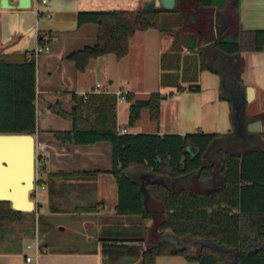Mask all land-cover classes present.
<instances>
[{
	"label": "trees",
	"instance_id": "16d2710c",
	"mask_svg": "<svg viewBox=\"0 0 264 264\" xmlns=\"http://www.w3.org/2000/svg\"><path fill=\"white\" fill-rule=\"evenodd\" d=\"M200 4L204 9L199 8ZM239 7L240 0H177L173 9L81 10L78 24L95 23L96 41L71 51L67 58L81 70L100 55L114 53L122 58L129 52L130 37L137 30L158 27L174 35L171 48L161 56L162 68L196 71V77L188 79V86L177 80L166 82L163 76L161 84L176 87L177 91H199L200 74H197L210 69L221 75L223 93L232 101L231 90L245 88L239 76L243 69L240 53L264 51V29L242 28ZM179 9L180 13L175 12ZM169 10L168 15H162ZM214 12L227 16L230 24L216 27ZM196 20H204L208 29ZM170 21L173 23L165 30ZM232 24L238 25V29L227 31ZM38 40L46 43L42 32ZM184 51L187 53L181 59ZM125 97L130 101L129 126L136 124L143 109L149 110L152 120H159L160 92L135 98L129 91ZM36 99L34 50L0 52V133H35ZM117 100L118 94L112 92L92 93L86 100H77L68 114L73 127L54 131L63 143L109 141L113 160L110 171L119 190L118 213L153 219L151 235H156L157 240H149L147 226L133 228L130 236L104 238L103 264L120 263L126 252L128 256H139V264H151L163 254H182L199 264H220L224 260L220 246L233 250L235 264H264V147L260 146L264 132L257 135L255 144L249 143L236 128L223 133L121 132L117 126ZM51 108L57 111L55 103ZM143 174H148L149 179L143 178ZM65 175L68 174L65 172ZM46 176L45 181L39 182L48 185L52 206L51 191L57 172H47ZM177 181L181 183L174 187ZM37 211L15 209L10 200L0 199V240L14 245L18 239L28 236L18 235L12 225L35 221ZM167 233L178 242L208 239L215 244H204L197 255H192L189 247H175L173 241L167 240L164 237ZM137 242L145 246L137 250Z\"/></svg>",
	"mask_w": 264,
	"mask_h": 264
},
{
	"label": "crops",
	"instance_id": "0c3cea01",
	"mask_svg": "<svg viewBox=\"0 0 264 264\" xmlns=\"http://www.w3.org/2000/svg\"><path fill=\"white\" fill-rule=\"evenodd\" d=\"M143 0H49L47 4L32 1L30 8H2L0 6V52L20 53L25 50H34L39 43V34L42 32L49 44V50L41 53L37 59V99L42 100L47 107L55 103L57 111V125L61 127L42 128L53 134V142L40 140L49 158H45L44 175L40 179L46 180L47 172H57L53 179L52 206L48 185L41 191L46 194L47 202H39L42 226L41 240L39 238L18 239L16 244L0 247V264H103L101 237L103 228L113 226L122 214L117 211L119 196L118 184L110 171L113 166L112 145L109 141H99L88 144L63 143L54 135L55 130L71 129L73 121L68 115L77 100L87 99L84 96L100 92H133L135 98H146L151 92H167L161 100V115L158 121L152 120L150 113L141 127L143 111L140 119L134 126L128 125L130 101L125 103L126 97L117 100V126L133 132H177L187 133L202 130L204 132H228L234 127L233 101L225 97L222 88L221 75L210 69L200 72L199 91L188 89L175 91L168 96V88L160 84L153 89H146L145 97H139V90L113 88L115 78L126 76L130 84L135 82L133 70L136 61L147 60L149 49L157 45L158 58L164 51L169 50L174 41V35L169 32H153L150 27L146 30H137L129 40V52L122 58L114 53H108L93 58L84 70L79 69L67 55L85 45H92L96 41L97 25L87 23L79 25L78 12L81 10H137L142 8ZM38 9V10H37ZM240 26L247 30L264 29V0H240ZM230 24V22L228 23ZM158 41V42H157ZM159 45V46H158ZM245 58V70L249 72L250 64L256 59L264 68V51L245 50L241 52ZM45 60V72L39 77V58ZM94 63L96 78L99 71L105 66L108 71L110 84L101 83L98 79L86 84L88 69ZM139 65L137 70L139 69ZM120 70L122 74L119 75ZM141 70V69H140ZM162 70V69H161ZM138 77V75H136ZM254 77H246L244 83L253 87V91H240L245 100L255 99L259 92L254 83ZM97 82L102 84L99 92H90ZM137 88V87H136ZM157 88V89H154ZM173 88V87H172ZM263 89V85H262ZM128 103V104H127ZM144 110V109H143ZM149 111V110H148ZM38 117V114H37ZM64 119V122H61ZM262 132H264V119ZM37 118V130H38ZM49 130V131H48ZM51 130V131H50ZM95 170H100L96 172ZM59 172V173H58ZM65 172L68 175H65ZM78 172L72 176L70 173ZM93 201V202H91ZM125 223V219L123 220ZM57 231L56 238H51ZM77 232V233H76ZM73 233L78 234V239ZM61 234H64L61 236ZM51 235V236H50ZM73 235V236H72ZM43 236V238H42ZM44 239V241H43ZM94 239L98 240L97 245ZM46 240V241H45ZM56 241L57 244L53 243ZM68 241L79 242V247H73ZM28 244H33L28 247ZM39 246L37 247V245ZM84 245V246H83ZM204 245V244H203ZM202 247V244H201ZM224 253V262L233 258L231 248L220 246ZM27 256H31L28 260ZM235 264V259L233 260ZM199 264L180 254L158 255L151 264Z\"/></svg>",
	"mask_w": 264,
	"mask_h": 264
},
{
	"label": "rangeland",
	"instance_id": "374dc122",
	"mask_svg": "<svg viewBox=\"0 0 264 264\" xmlns=\"http://www.w3.org/2000/svg\"><path fill=\"white\" fill-rule=\"evenodd\" d=\"M229 5L230 4L228 3L227 6H229ZM203 7H205V6H202L200 4L199 8H203ZM175 12L180 13V9L175 11ZM169 13H170V10L169 11H163L162 15L166 16ZM173 15H175V14H173ZM214 16H215L216 27H219L224 21L222 19V15L214 12ZM234 20H236V17H234ZM170 22L171 23H169L167 26H165V24H164L165 30L170 28V24L173 23L172 21H170ZM202 22H203V25L202 24L201 25L203 27H205L206 29H208L209 25L204 24V20H202V21L196 20V23H202ZM193 25H195V24H193ZM237 29H238V25L232 24V25L228 26L227 31L234 32ZM152 30L155 33L156 32H158V33L163 32L158 27H153ZM214 34L211 33V35H214ZM216 34H218V32ZM156 48H157V45H156V47L154 44L151 46V48L149 49V52L147 54V60L144 64H143V62H141V60L139 62V59H138V61H136L135 66H134L135 70H133V73H132L133 77H135V82H132V84H130L128 82V80L126 79V76L120 75L123 73L122 70H120V72H119L120 77L115 78L114 84H112V87L118 88V89L123 88V89H130V90H136L137 89L140 91V94H137V96L145 97V96H147V94H145L146 89H153V87H157V85H159L158 84L159 81L161 82L162 76L166 82L169 80H171V81L177 80L176 82H178L179 84H181L183 86H188V84H189L188 79L195 78L196 77V71L194 70L193 72L192 71L183 72V71H181V69L178 70L177 68L174 70L163 69L161 66V63H160V59L157 56L158 50H156ZM185 53H187V51L183 52L181 59L183 58ZM240 58L243 62L242 73H241V75L239 74V76H241V78H242L241 84L248 90L250 84L246 85L244 83V81L247 82L246 77L250 78L251 76H253L254 77L253 81H254L255 85L258 86V89L260 92L258 94V96L253 100H245L243 95H242V98L239 100L241 106L243 104H245L244 114H243V108L241 107V113H242L241 117H242V121H243L241 132L245 134L247 132V124L249 122L257 119L256 118L257 116H261L260 119H264V68L261 65L262 63L256 59L255 61H253L250 64V69L248 72L245 70L246 69L245 68V65H246L245 64V58L241 55V53H240ZM91 64H92V65H90L91 67L87 71L86 84L87 83L89 84L91 82L94 83L98 79L101 83H104L105 86L109 85L110 81H109L108 71H106L105 66H103L101 68V70L99 71L100 74H99L98 78H96V72H97L96 66L94 65V63H91ZM138 65L140 68L137 70ZM38 66H39V77H41L42 74L45 72V60H43V57L39 58ZM199 74H200V71L197 75L199 76ZM136 75H138V77H136ZM262 85H263V89H262ZM102 87L103 86H101V88ZM154 89H157V88H154ZM241 90H244V88L241 87L240 89H238L239 92ZM175 91H177L176 87L168 88V96L174 95ZM160 93H167V92L161 91ZM126 102H128V100H125V103ZM37 114H38L37 118H38L39 128L34 133V135L36 137V154H37L36 179L39 176V180H40L41 176L44 175V165H45V168L47 166L45 164V161H46L45 158L46 159L49 158L47 153L45 152L44 148L42 147V144H40V140L45 139L48 142H53V138H54L53 134L47 133V130H45V129L43 130L42 128L48 127V128L57 129V127H61L60 125H64V124H58L57 125V114L54 111L50 110L47 107V105L44 104V102L42 100L37 101ZM148 114H149L148 109H144L142 119L140 120V126L141 127H145V128L148 127V126H146V123H145V121L148 119ZM233 117H235V124H234L233 128H236L239 130V125L237 124V118H236V113H235L234 107H233ZM61 120H63L61 122H64V119H61ZM262 131L263 130H262V125H261V130L259 132H257V134H260ZM257 141H258V139L255 137L248 140L249 143H253V144H255ZM260 146L264 147V141L260 142ZM37 182H38V179H37ZM31 199L35 200L37 203H39L40 201L44 202V203L47 202L46 194L44 192H38L37 193L35 189H33L31 191ZM91 202H93V201H91ZM35 210L36 209L30 210V211H35ZM37 210H38V208H37ZM41 218L42 217L40 215V211L38 210L35 214V221L30 220V221H25L22 224L17 223V224H13V225L11 224V225L13 226V228L15 229V232L18 235L25 236V235L29 234L28 236H25V238L33 239V238L38 237L39 242H40L41 235H42L41 234V226H42V219ZM124 219H125V223L123 222ZM116 223H117V220L114 219L113 226H111V228H112L111 232L109 231L110 228H103L102 231L100 232L99 236L102 238L101 242H100L101 243L100 244L101 249H102V244H103L104 238H112V237L120 238V237H124V236H130V232L133 230V228H136V227L138 230H139V228H145L146 226L149 227V230L147 232V237H149V240L151 241V240H157L158 239L156 237V235H151V226L153 223V219H151V218H143L140 216H125L123 218L121 216L119 218V221H118V226L117 225L115 226ZM76 233H73V235H75V238L78 239V234H76ZM63 235L64 234H61V236H63ZM56 236H57V231L55 230L52 233L51 238H56ZM164 237H166V239H168L170 241H173L175 243V247L176 246L189 247L190 254H192V255H197L199 253L200 248H201V244L202 245L203 244H215L214 240H208V239H182L180 242H178L177 239L173 235H171L170 233H167V235ZM42 238H43V236H42ZM43 241H44V239H43ZM135 242L136 241H134V243ZM53 243L57 244L56 241H53ZM67 243H70V245L73 247H79L80 246V244H78L79 242L68 241ZM97 243H98V240L94 239L93 245H97ZM137 244L139 245V246L138 245L135 246V247H137V250H140L142 247L145 246V245H141L140 242H137ZM9 245H10V243L8 240H0V247L1 246L2 247L9 246ZM180 255H182V254H180ZM183 256L186 258L185 255H183ZM139 260H140L139 256H136V255L135 256H128V252H126V256L123 257V259L118 264H139ZM233 260L234 259L232 258L228 262V264H234ZM159 264H163V262H161ZM174 264H178V263L176 262ZM220 264H225L223 259L220 260Z\"/></svg>",
	"mask_w": 264,
	"mask_h": 264
},
{
	"label": "water",
	"instance_id": "95a60500",
	"mask_svg": "<svg viewBox=\"0 0 264 264\" xmlns=\"http://www.w3.org/2000/svg\"><path fill=\"white\" fill-rule=\"evenodd\" d=\"M33 0H0L2 8H30ZM177 4V0H143V9H173ZM226 24L230 20L223 16ZM202 43L205 42L204 34L201 33ZM250 92L253 87H249ZM167 93H161L165 97ZM236 113L239 131L242 128L241 106L240 101L233 103ZM235 118V117H234ZM261 119H255L247 124V130L251 132H259L261 130ZM190 149L195 150L193 146ZM36 137L34 133H0V199L10 200L12 207L19 210H34L38 208V203L31 199V191L35 189L36 179ZM143 178L149 179L148 174H143ZM181 181H177L174 187H178ZM142 188L145 189V183L142 182ZM203 246V245H202Z\"/></svg>",
	"mask_w": 264,
	"mask_h": 264
},
{
	"label": "built area",
	"instance_id": "2783aa9c",
	"mask_svg": "<svg viewBox=\"0 0 264 264\" xmlns=\"http://www.w3.org/2000/svg\"><path fill=\"white\" fill-rule=\"evenodd\" d=\"M49 2V0H38V5L39 4H47ZM38 10V9H37ZM49 50V44H47V43H44V44H42V43H38L37 44V46L35 47V49H34V53H35V56L37 57V59H38V57H39V55L41 54V53H43V52H45V51H48ZM101 86H102V84L100 83V82H97L96 83V85L91 89V91L90 92H99V91H101L102 90V88H101ZM88 94H89V92H86L85 94H84V96L85 97H88ZM119 97H121V98H123V97H125V93H123V92H120V94L118 95V98ZM124 132L126 131V129L124 128V129H122ZM38 182H37V184H36V186H35V190H36V192L38 193V192H41L44 188H45V183H40L39 182V176H38ZM33 246V244H28V247H32ZM39 246V244L37 245V247ZM39 248H40V246H39ZM27 259L28 260H30L31 259V256H27Z\"/></svg>",
	"mask_w": 264,
	"mask_h": 264
},
{
	"label": "flooded vegetation",
	"instance_id": "af4514ba",
	"mask_svg": "<svg viewBox=\"0 0 264 264\" xmlns=\"http://www.w3.org/2000/svg\"><path fill=\"white\" fill-rule=\"evenodd\" d=\"M221 15H222V19L224 20L222 24L228 25V24H226V20L223 18V16H225V15L224 14H221ZM194 19H195V17H194ZM241 98H242V95L240 94L239 91H236L234 89L231 90V99H232V101H233L234 104H235L236 100H240ZM239 133L242 134V135H244V136H246L247 140L252 139L253 137L258 138V136H257L258 134L257 133L251 132L249 130H247V132L245 134L242 133V132H240V131H239Z\"/></svg>",
	"mask_w": 264,
	"mask_h": 264
}]
</instances>
